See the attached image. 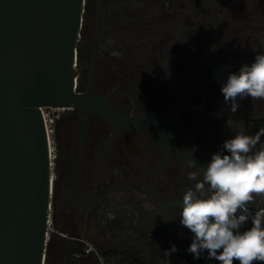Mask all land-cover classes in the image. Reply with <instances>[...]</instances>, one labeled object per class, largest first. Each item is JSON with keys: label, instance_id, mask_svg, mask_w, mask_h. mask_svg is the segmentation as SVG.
<instances>
[{"label": "flooded vegetation", "instance_id": "1", "mask_svg": "<svg viewBox=\"0 0 264 264\" xmlns=\"http://www.w3.org/2000/svg\"><path fill=\"white\" fill-rule=\"evenodd\" d=\"M259 52H264V0H83L75 83L124 115L157 114L168 124L171 145L195 149L209 163L242 127L249 135L264 130V100L238 98L233 113L221 92L229 73L251 64ZM74 114V169L70 186L57 190L58 223L72 233H57L84 249L111 239L118 247H107L138 256L143 251L126 241L128 215L140 220L130 235L138 229L137 239L154 243L163 212L182 205L164 201L182 200L202 173L158 142L154 123L117 130L93 112ZM161 243L164 253L168 240Z\"/></svg>", "mask_w": 264, "mask_h": 264}, {"label": "water", "instance_id": "2", "mask_svg": "<svg viewBox=\"0 0 264 264\" xmlns=\"http://www.w3.org/2000/svg\"><path fill=\"white\" fill-rule=\"evenodd\" d=\"M82 11L83 0H0V264L46 262L54 175L42 107L93 112L117 130L154 123L162 146L201 173L207 164L171 145L157 114L127 116L105 97L77 90ZM248 207L254 215L258 204Z\"/></svg>", "mask_w": 264, "mask_h": 264}, {"label": "clouds", "instance_id": "3", "mask_svg": "<svg viewBox=\"0 0 264 264\" xmlns=\"http://www.w3.org/2000/svg\"><path fill=\"white\" fill-rule=\"evenodd\" d=\"M231 112L240 107L238 98L264 100V52L251 64L229 73L221 88ZM264 130L246 134L245 127L226 140L220 151L212 154L194 188L182 197L180 223L190 230L193 239L187 251L195 259L207 251L209 259L219 264H254L264 262V208L253 215L248 205L254 194L264 197ZM195 149L188 151L192 155ZM190 180H197L189 173ZM251 219L250 229L240 231ZM177 251L173 245L164 252L168 257Z\"/></svg>", "mask_w": 264, "mask_h": 264}, {"label": "rangeland", "instance_id": "4", "mask_svg": "<svg viewBox=\"0 0 264 264\" xmlns=\"http://www.w3.org/2000/svg\"><path fill=\"white\" fill-rule=\"evenodd\" d=\"M65 111L66 110H61L60 112L63 114V112L65 113ZM75 121L76 119H74L73 114L65 113L64 116H62L60 119H56L54 122V125L51 127L53 130L50 132V136H51V139H53V146L55 148L53 152V159H52V168H53V175H54L52 207H51L52 222L54 221L55 215L57 216H59V214L61 215V209L58 208V203H60V197L59 196L55 197V194H54L55 185L59 193H61V191L62 192L65 191L66 187L68 185L70 186V183H68V180L70 181L69 177L72 175V172L74 169L73 165H71L72 162L70 158H71L72 150L74 149L72 128L73 126H75L74 124ZM57 133L59 134L60 142L57 140V137H56ZM130 168L131 167H128L129 170ZM171 197H174V196H171ZM259 197H260V201H259ZM54 200H55L56 206L53 205ZM252 203L255 205L258 204V206L264 207V197L254 194ZM169 208H170L169 212H163L162 214V217L160 219V228H161L160 232L161 233L158 232L155 234L156 241L152 244L150 242H146V240L141 241L140 239L136 238V234H138V229L134 230L135 231L134 235H130L132 233L131 231L133 230L132 228L133 227L136 228L137 225H139L140 220L138 219V221L136 222L134 219H132L128 215V222L126 224V228L128 229V235H127L126 241L128 244L135 245L136 249L139 248L143 251V253L137 254L140 257H143L146 260L155 259L158 255V251L160 252L161 247L163 246V243H161V241L164 239L168 240V243L165 244L164 246L166 247L165 250H168L171 244H175L177 242L185 240L186 234L184 232L185 231L184 229L186 227H184L180 223V218L176 220L175 219L172 220V217L174 216L173 213L175 212L178 213L181 211V209L179 210V208L177 207H169ZM167 222H168V225H167ZM53 223L51 225L52 229L50 230V236L52 234L55 235L56 232L58 231L57 228H55ZM251 226H252V223L250 221L247 226L242 227L241 231L248 230L251 228ZM145 227L146 229H145L144 234L147 232L146 231L147 229L150 230V228H147V225H145ZM186 230H189V229L186 228ZM145 235L143 237L146 239ZM96 239H98V237ZM99 240L101 239H98V242L95 244L96 248L104 249L109 244L114 245L116 248L118 247L117 246L118 244L114 240L110 239V242L106 240L105 242H102V243Z\"/></svg>", "mask_w": 264, "mask_h": 264}, {"label": "trees", "instance_id": "5", "mask_svg": "<svg viewBox=\"0 0 264 264\" xmlns=\"http://www.w3.org/2000/svg\"><path fill=\"white\" fill-rule=\"evenodd\" d=\"M77 111L78 110H66L65 113L74 114ZM64 114H63V116H64ZM76 117L77 116L74 114V119H77ZM79 120L80 119H78V121ZM56 137H57V140L60 142V137H59L58 133H57ZM54 194L56 197L57 196L56 185L54 188ZM53 205L56 206L55 200H54ZM53 222H54L53 224H54L55 228H57V230L59 232L65 231L66 233L71 235L72 230L70 228H68L66 226H62L60 223H58V216L57 215L54 216ZM192 239H193V234L191 232L186 233V237L184 240L185 244L190 246ZM70 246H72V243L68 242L67 240H64V238L62 236H60L57 232L55 235L52 234L50 236V240H49L48 245H47V255H46L45 264H63L65 253H67L68 256L69 255L71 256V251H70L71 247ZM103 254L109 260H111V258L114 256H119L120 260H121V264H144V263L140 262L137 257L133 256L128 251V249H126V248L113 250L110 247H107L106 250L103 251ZM234 264H239V262L234 261ZM254 264H264V262H254Z\"/></svg>", "mask_w": 264, "mask_h": 264}, {"label": "built area", "instance_id": "6", "mask_svg": "<svg viewBox=\"0 0 264 264\" xmlns=\"http://www.w3.org/2000/svg\"><path fill=\"white\" fill-rule=\"evenodd\" d=\"M41 110L43 113L46 129H47V133H48L50 155H51V160H52L53 159V152H54L55 148L53 146V139H51L50 132L53 130L51 127L54 125V122L58 118L59 114L61 113L60 111L62 109L53 108V107H42ZM260 208H262V207L258 206V209H260ZM249 221H251V219H249ZM51 225H52V221L50 219L49 224H48L49 233H50V230L52 229ZM241 229H240V231H241ZM174 245L176 246L177 251L172 254L170 264H219V262L216 261L215 259H209L208 258L207 251L203 252L199 259H195L194 256L187 251L189 246L186 245L185 242L181 243V244H174ZM84 253L92 254L93 256H95L98 264H113L109 259H107L104 256V254L98 248H96L94 246L88 245L84 249Z\"/></svg>", "mask_w": 264, "mask_h": 264}, {"label": "crops", "instance_id": "7", "mask_svg": "<svg viewBox=\"0 0 264 264\" xmlns=\"http://www.w3.org/2000/svg\"><path fill=\"white\" fill-rule=\"evenodd\" d=\"M261 207V206H260ZM264 208V207H262ZM250 222V221H248ZM244 226V225H243ZM185 230V229H184ZM185 234L190 232V230L184 231ZM181 236V235H180ZM184 243V240L177 242L175 244H181ZM84 246L79 245L78 243H72L71 247V260L69 261L64 260L63 264H98L97 259L95 256L85 254L83 252ZM114 250V248H113ZM138 258V260L144 264H170L171 263V255L166 257L164 253L158 252V255L155 259L149 260L144 259L143 257L135 256ZM111 262H115L116 264H121V260L119 256H114L110 260Z\"/></svg>", "mask_w": 264, "mask_h": 264}]
</instances>
